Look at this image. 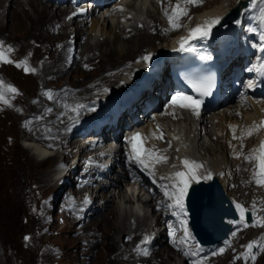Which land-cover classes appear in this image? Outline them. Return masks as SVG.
Instances as JSON below:
<instances>
[{"label":"bare ground","instance_id":"bare-ground-1","mask_svg":"<svg viewBox=\"0 0 264 264\" xmlns=\"http://www.w3.org/2000/svg\"><path fill=\"white\" fill-rule=\"evenodd\" d=\"M163 1L165 2L166 8H169L171 4L172 7H174V2L179 0ZM236 1L237 0H229L226 3L224 0H202L200 6H191L184 4L182 0V8H190L191 13L199 12V15L196 16V23L193 22L188 25L187 28L185 27V31L187 32L182 30L184 32L183 35H179L178 32L177 34L173 33L175 34L173 35L170 34L167 24L161 22L160 13L157 11L156 6H154V9L147 11L145 16L144 13L142 14L141 11H138L135 8L136 5L134 2L128 3L124 1L121 6L135 11V13L133 12V16H128V11L125 13L113 14L103 19L102 17L91 16L89 21L87 20L83 23H76L74 27L69 28L64 23V17L68 15L67 11L57 10L55 14H53V12H50L51 9L53 10V8H51L52 6L50 7L49 4H45L42 0H27L26 2L19 3L12 0L9 8L7 7L9 2L8 0H0V34H4L9 31L13 34L20 33L21 37H23L22 34H24L25 42H31L30 46L34 45L35 47L37 45L35 40L38 41L41 39L45 45H49V43L51 44L57 40L56 43L52 44L50 50L45 48V56H47V60L43 61V59H40V63L35 64L32 58L35 60V56L38 54L34 49H29V47H24V49H22L21 46L17 45V43L16 45L9 43L2 35H0L3 45L5 47L10 46L13 49L11 53L7 54L8 58L12 60L13 63H0V70H5L8 78L11 80L12 77L18 79L23 87L21 88L18 84L10 80L7 81V83H12L13 87H15L19 92V95L7 96L9 97L10 103H16L19 98L25 96V92L29 91V87L27 86L28 82L36 80L44 83L41 87L39 84L40 88L38 89L39 93L37 96L39 97L41 103L43 102L45 104L44 112H42L38 117L31 108V114L29 115L31 116V119L29 120L27 116L21 121V128L28 132H25L26 143H28L27 141H44L46 144L51 145L54 148H61L65 145V138L72 137L73 135L81 136L80 133L82 132H80V128L83 127L84 123L80 122L82 120L80 114H84L86 117L89 115L87 110L88 107L98 108L102 104V102L93 101L92 99H96L110 93L116 87V84L123 81V76L127 77L128 74H135L138 69H144V66H141V60L145 55H150L152 59L154 55L158 53L165 55L164 53L166 51L176 50L177 42H180L182 38H187L192 29L196 28L198 25H202L206 20L216 17L221 18L232 12L238 7ZM262 2H264V0H259L256 8H253V6L249 8L244 13L243 20L251 14L259 12V7L264 6V3ZM202 6L205 8L203 9ZM167 13L171 15L172 10ZM165 17L167 18V16ZM14 19L17 20L15 24ZM112 22L116 24L115 30L112 26ZM178 22V24H181L180 20ZM11 23L13 24L11 28L8 29ZM84 25L85 27H83ZM129 28H131L130 32H128ZM129 33L131 36L128 35ZM55 35L58 36L59 39L56 38ZM72 35H74L76 40V51L75 55H73L75 61L72 66L68 67L66 62L70 55L68 52L67 54L64 52H66L65 49L68 48V43L70 42ZM100 38L104 39L101 41ZM64 39H67V42H62ZM18 55H20L19 58ZM164 60H166V55L162 56L161 59L157 61L159 66H162L165 63ZM24 61L27 62V65L30 68L35 69L34 73L26 74L23 68H17L15 66L16 63ZM94 65L101 67L94 74L88 73L86 70L93 69L91 67H94ZM79 67H81V69L76 71ZM70 69H72L74 75L81 72L80 74L82 78H84L86 84H60L64 76L71 72ZM92 75L95 77L92 78ZM47 81L52 84L48 85ZM105 88L108 89L107 92L104 91ZM37 97H34L32 101ZM80 104L85 105V108L74 111L73 109ZM6 107H3V109L6 110ZM4 110L0 108V114H4ZM239 112L242 114L240 123L239 118L236 116V113ZM251 112L253 113L252 116H250ZM263 112L264 108H260L254 103L244 107L229 105L203 116L199 120H194L190 116L183 115L179 121H174L170 117L161 119L160 123L166 129L169 140H173L179 144L175 146V149L177 150L178 148H181L179 153L185 154V156L181 159V162L186 158L191 157L190 155L202 159L205 168L208 171H211L210 174L212 177V175H218L219 172H223L224 167L222 166L221 168L215 170H210L208 168L206 155H202L201 153L202 151L203 153L206 151L207 155L209 154L214 156L216 152L201 143V133L204 131L211 138L218 136L219 133H222V139L225 138L227 142L225 146H222V150L226 153L228 152V147L230 146L231 130L240 127L241 122H250L251 117L256 118L259 121L264 117ZM69 122L70 125L67 126ZM31 127H34V129L30 130ZM2 129L10 130L4 122H0V135ZM70 130L73 131V134L70 133ZM76 136L72 139L73 141H71L72 144L70 147L73 148V150L76 149L77 143L81 141L80 138ZM220 139L221 138H218V143L222 141ZM234 144L235 142L231 146H234ZM252 146L253 142H249L243 155H240L237 152L235 153V159L232 161V165L234 166L230 165L232 166L230 176L233 178L232 183H234V179L240 173V169L237 170L238 166H242L245 162L244 158L250 156L253 152L250 150ZM88 148H90V146H87L86 149ZM191 148L194 150L193 154L189 151ZM46 154L49 155V153L44 151L43 155L45 156ZM81 154L88 155L85 149L82 150ZM174 154L176 155V153ZM50 160L54 159L51 158ZM250 163L251 167H256L255 161ZM253 171L254 170L252 169L248 179L250 185L252 184L254 188L257 185L253 183ZM114 172L112 175H108L109 185L101 186L99 195L95 199L97 202H100V200L105 201L99 208L100 210L105 209V216L102 217L101 213H97L95 214V217H98L99 219L98 222L96 221L99 228L97 230H103V241L106 242L108 249L111 250H109L110 261L112 257L114 258L113 255L122 250L120 248H124L126 246V242L123 244L121 243L122 245L119 243V240H117L118 236L124 234L126 231H129L126 239L130 241L131 238H137L141 231H146L148 228V226L140 224V222L133 226V223L131 224L130 219L127 217L130 210L133 209L132 206L135 204V197H137L139 201L141 192H138V190L135 189V191H131L130 197L127 191H125L126 189L124 190L120 187V183L128 179V171L123 169L122 174L117 177L116 170H114ZM199 172H203V170L199 169L197 173ZM47 176L49 175L41 177L34 176L33 182L35 186L40 189L42 188V185L46 187V185L50 184L51 187L49 189L52 190L55 186L56 180H58L59 183L61 182V179L56 178V173L55 180L51 179L50 182ZM68 183L69 182H67L64 186H67ZM222 187L226 189V184L223 183ZM247 187H249V185H247ZM108 188H112L117 191L119 190L117 193V199H119L125 206H122V208L120 205V207H116V203L114 201L115 195L113 194L109 196L106 193ZM72 194H82V196H85L82 187H78L72 191ZM57 199L59 200V198ZM145 203L146 207H152L150 202ZM130 205H132V209L129 208ZM60 206L62 207V205ZM71 209L70 213H66V217L64 218L65 223L71 224L70 219L77 213V206L71 205ZM131 213L134 214L132 211ZM153 214H155L154 211ZM90 218L91 216H89V218L82 224H88L90 222ZM159 220L160 218H158V221ZM82 229L83 231H86L87 227H82ZM42 230L44 231L45 229ZM92 233L94 234L96 232H91V235ZM163 238L164 236L159 237L156 244L161 245L163 243ZM94 239L96 240L97 238ZM118 243L120 244V248ZM60 249L61 247H59L58 250ZM163 252L168 253V258L164 259V256V262L157 261L159 264H166L168 261L172 260V256L169 254L172 252L170 247L165 248ZM157 254L161 255L162 251L157 252ZM115 256V264H120L118 262L119 260L130 261V259L134 257V254L129 253L126 257L121 254ZM162 256L163 255H161V257ZM139 263L151 264L152 262L148 260L139 261Z\"/></svg>","mask_w":264,"mask_h":264},{"label":"rangeland","instance_id":"rangeland-1","mask_svg":"<svg viewBox=\"0 0 264 264\" xmlns=\"http://www.w3.org/2000/svg\"><path fill=\"white\" fill-rule=\"evenodd\" d=\"M228 1L229 0H224V2L226 3ZM16 2L19 3L26 1L18 0ZM10 3L11 2L7 4L8 8L11 5ZM44 3L49 4L46 2ZM135 7L138 11L144 13L145 16L147 9H153V6L149 3L148 0L139 1ZM172 9H173L172 4L170 5L169 8L168 7L166 8V10H168L167 12H170ZM187 9H188V13H191L190 8ZM50 12L52 13L53 10L51 9ZM133 12L135 13V11L130 10V12L128 11L127 15L133 16L134 14ZM99 16H100L99 13L94 15V17H99ZM189 19L190 18H188L186 21L187 25L188 23L191 22V20H193V18L190 19V21ZM15 22H17L16 19H14V24ZM193 22L194 21H192L191 23ZM12 24L13 23H11L8 29L11 28ZM112 26L114 27L115 30L116 24L114 22H112ZM130 31L131 30H128V32ZM0 35H2L5 38V40L9 43H13L15 45L17 43V45L21 46L22 49H24V47H29V49L32 50L34 49L35 52L38 54L37 56H35V60L32 58L35 64L36 63L39 64L40 59H43V61L47 60V56H45V48L46 49L48 48V50H50L52 44L56 43L57 41L56 40L51 44L49 43V45H45L41 39L38 41L35 40V42H37V45L35 47L34 45L30 46L31 42L28 43L25 42L24 34H22L23 37H21L20 33L13 34L11 31H9ZM128 35H130V33ZM55 37L58 38V36L56 35ZM102 39L104 38H100L101 41ZM1 41L2 39H0V42ZM63 41L67 42V39L62 40V42ZM75 44H76V40H75ZM69 45L70 42L68 43V47ZM65 50L66 52L64 53L67 54L68 52L70 55L68 57V60L70 59L71 55H75V52L71 53L68 48ZM162 56L165 55H163L162 53H158L154 55L153 57L154 59L152 58L150 61L154 60L152 62H157L158 60L161 59ZM19 57L20 55H18V58ZM74 61L75 60L73 58V64ZM100 67L101 66L98 67L97 65L96 66L94 65V67L93 66L91 67L93 69H89L86 71L88 73L94 74L98 69H100ZM80 69L81 67L76 69V71H79ZM70 71L71 74L70 73L66 74L63 80L60 82V84L62 83L74 84V85L86 84L84 78H82L80 74L81 72H78V74L74 75L72 69H70ZM0 77H1L0 79L4 81V83L7 85L13 86L12 83L10 82L7 83V81L10 80L18 84L21 88H23L18 79L12 77L11 80L10 78H8L7 72L5 70H0ZM94 77L95 76L92 75V78ZM122 79L125 80L124 77ZM39 84L40 87L44 85L43 82L36 80L28 82L27 86L29 87V91L26 92L24 91L26 93L25 96L19 98L16 101V103L13 104L10 103L11 106L0 104V108H2V110H4L3 107L7 106L6 110H4L5 113L3 112L4 114H0V122H4L7 128L10 129V130L2 129L0 135V264H108V263L115 264L116 263V261H114L116 257L115 255L121 254L125 257L128 256L127 255L129 253L128 246L130 242L126 238H127V234H129V231L128 232L126 231L124 232V234L117 237L119 243L123 244L124 242H126V246L124 248H120V244L118 243L119 248L122 250H120L115 255H113L114 258L112 257L110 261L109 258L110 249H108L106 242L103 241L102 238L104 237L103 230L102 229L97 230L99 228L98 225L96 224V221L98 222L99 219L98 217H95V214L97 213H101L102 217L105 216L106 214L105 209L103 210L99 209V211H96L93 214H91L90 222L86 225L83 224L82 226L80 225L81 227L79 228H77L79 226V223H76V221L74 220L76 214L70 219L71 224L65 223L64 218L66 217V213L71 212L72 210L71 205L73 203L68 200L67 202H63V200L68 197L70 198L71 195L72 196L74 195L72 194V191H74L78 187L69 188V186H72L74 185V183H77L78 181L77 177L75 178L69 175L68 177L69 183L67 184V186L64 187L59 186L58 184L59 182L58 180H56L55 186L53 187L52 190L49 189L51 187L50 184L46 185V187L42 185V188L39 189L35 186L33 182L34 176L41 177V176L49 175L47 176L49 182L51 181V179L55 180V173H53L54 172L53 167L55 161L50 159L45 161H39L37 159V156H35L34 153L31 151V149L24 145L23 139L26 140L25 138L26 133L20 126L22 119H24L25 117L28 116V119L29 120L31 119V116H29L31 114L30 111L31 108L32 111L38 117L45 110V104L42 102L44 104L43 105L39 97H37L39 93L38 89L40 88ZM47 84L51 85L52 83L47 81ZM34 97H37L38 99L36 98L32 101ZM7 98L9 99V97ZM82 116L84 118L81 117L82 120L80 122L85 123L86 120L85 118L90 115L85 117L83 114ZM238 116L240 118V115ZM240 120L241 119H239V123ZM242 124L243 122H241L240 125ZM70 133L73 134V131L70 130ZM75 136L76 135L65 138L64 141L65 145L61 148L65 149L66 147H70L72 144L71 141H73L72 139ZM81 137L83 138V136ZM218 138H221L220 140H222L219 143H218ZM222 138H223L222 133H219L218 136H214L212 138L208 134L202 135L201 143L206 147L213 149L216 153L213 156L209 154L207 155L206 151H204V153L202 151L201 154L206 155V159L208 162L206 163L210 170H215L223 166L224 171L229 173V169L227 168L229 167L230 171L232 172V166H234L232 165L233 164L232 161H234L235 158L231 160L229 155L230 152L229 151L226 153L223 152L222 146H225L227 142L225 138L224 139ZM78 147H79V142L76 145V149ZM231 148H233V146H231ZM251 154L254 155V152H252ZM248 163H249V170L247 172H245V168L243 167V164L240 167L238 166L237 170L240 169L239 170L240 173L234 179V184L238 185L240 189H242L244 184H246L244 191L242 190L237 191L236 189L232 188V185L226 187L228 191L227 192L228 197H230L232 200L236 199L240 203H243L244 199H248L251 194H254L253 192L249 194V191L251 190L250 188L251 185L249 183L248 177L250 176L252 169L255 170L256 167L255 168L251 167V163L249 161ZM231 172L227 176L228 179L231 176ZM253 183H255L254 180ZM247 185H249V187H247ZM120 187L124 190L126 189L125 191H127L130 197H131V191H134L136 189V188L133 189V185L128 184L126 180L120 183ZM254 188H256V186ZM118 191L113 190L112 188L110 189L108 188L106 193L109 196L114 194L115 195L114 201L116 203V207L121 206L122 208V206L125 205L119 199H117ZM55 194L57 195V198H59V201L62 199L60 205H62V207L64 206L63 208L61 206L59 207V214L55 210L56 207L52 208L51 205H49V203H46L49 201V198L56 197ZM100 201L105 202L104 200H100ZM102 204L104 203H101L100 206H98V208H100ZM141 204H142L141 208L145 209L144 208L145 203L142 202ZM131 206L132 205L129 206L130 209H132ZM133 209L130 210V213H128L127 215V217L131 221V224L133 223V226L137 225V223L140 222V224H144L149 228L153 224L155 217L153 216V214H150L151 210H148V215H146V210H144L143 211L144 216H139L138 212H136V210ZM131 211L134 214H132ZM50 215L53 218H55V220H53L50 217ZM82 227L83 228L87 227L86 231H83ZM148 228L146 231H141V233L139 234H143V232L147 233ZM42 229L45 230L43 231ZM93 231L96 233L94 234L92 233L91 235V232ZM256 236H260V238L258 239V244H259L258 250L256 251V253L253 252L255 254V260H252L250 255L246 259L245 258L247 255L246 246L251 241H253V239H255ZM26 237H28L29 239L26 240L25 239ZM94 238L97 239L95 240ZM260 245H264V233L260 234L257 231L254 232L253 230H247L244 232L243 237L240 238V241L236 243V247L229 253L228 258L227 257L221 259L214 258L211 264H264V248H261ZM59 247H61L60 250H58ZM164 249L159 250L162 251L161 255L163 256L161 257V255L156 254L157 257L155 256L154 260L152 259L150 261L152 262L151 264L153 263L159 264L160 261H163L165 258H168L167 257L168 253L163 252ZM233 260L234 261L239 260L240 263L237 262L235 263ZM118 262L120 264H132L131 261L119 260ZM166 264H185V263L181 262L179 258L172 256V260L168 261Z\"/></svg>","mask_w":264,"mask_h":264},{"label":"snow or ice","instance_id":"snow-or-ice-1","mask_svg":"<svg viewBox=\"0 0 264 264\" xmlns=\"http://www.w3.org/2000/svg\"><path fill=\"white\" fill-rule=\"evenodd\" d=\"M184 4L192 5V6H200L202 3V0H183ZM253 8H256L258 5V0H251ZM122 11V9H121ZM75 15V14H74ZM165 15L168 18L170 26H172L174 29L180 27V25L177 23L183 16H187L188 12L186 8H182L180 3H177L175 7L172 9L171 15L165 11ZM68 19H72L71 16L68 17ZM259 22L261 26H264V6L259 7ZM221 18L216 17L210 20H206L202 25H198L196 28L192 29L189 32V35L187 38H182L180 41V50L181 51H188L189 49L186 47L187 44H189L190 41L193 40H203L207 39L212 34V29L216 27L217 25H220ZM261 40L264 41V35L261 36ZM13 49L8 46L5 47L3 45V42H0V63L3 64H11L13 63L12 60L8 58V53H11ZM261 51H264V48L261 49ZM142 60L145 63H148L151 60L150 55H145L142 57ZM139 62V61H138ZM17 68H23L26 74L28 73H34L35 69L30 68L27 65V62H18L15 64ZM253 69H256L257 71H264V64H261L259 66L254 65L252 69H249V71H252ZM193 88L197 92V97H192L189 95L184 94H175L171 97L170 104L174 107H179L182 109H186L192 112L193 115L199 116L200 114V108L203 103L202 99L199 97L207 96L211 94V89L213 86L212 78L208 77L206 79H202L198 82L193 83ZM252 86V83L249 82V87ZM105 92L108 91L107 88L104 89ZM19 95L18 90L11 86L4 83V81L0 80V104H4L7 106L10 105V101L7 98L8 95ZM51 98V97H50ZM85 108V105H77L74 111ZM88 111H95L94 107H88ZM79 114V113H77ZM261 127H264V121L260 124ZM246 135L251 136L252 130H248ZM160 139L163 138L162 134ZM236 137L234 136V139ZM145 138L142 137L140 133H136L131 137V150H132V159L137 163L139 166H141L143 169L148 170L149 175H154L150 164L146 163V160L151 162L152 164L155 163H162L167 161V157L160 156L156 152L148 150L143 148V140ZM243 147V146H242ZM254 155H250L245 157V159L249 162L255 161L256 163V170L253 171V180L256 183L257 186L264 187V141L261 142L259 149L254 150ZM182 165L186 171H178L174 174V176L171 177H161V179L165 180H171V184H164L161 185V188L163 189V194L165 198L173 201L172 204L167 205L170 208H177L180 210V212L184 215L187 213L185 212V199L188 195L189 188L191 187L192 182L200 183V177L197 175L198 170L202 167L201 164L196 163L195 161H190L188 159L183 160ZM205 180L211 179V174L204 176ZM155 182V179L153 180ZM255 205H253V208ZM235 208L237 212L239 213V223L242 224L244 227H248L247 219H246V212L247 210L237 203L235 205ZM229 224H236L237 221L228 220ZM181 223H185L184 221H181ZM264 227V220L258 221L257 223H254L252 225ZM233 236L236 235L235 232L232 233ZM190 238V233L188 229L184 228V241H187ZM26 240L29 238L26 237ZM184 241H181L183 243ZM148 238L145 237L143 243H147ZM257 247V242L252 241L249 244H247V257L250 255L252 260H255V254L252 252V249ZM261 248H264V245H260ZM137 248L142 252L143 255H148V251L146 249H140V246L138 245ZM221 253L223 252V249L220 250ZM185 255H188V253H185Z\"/></svg>","mask_w":264,"mask_h":264},{"label":"water","instance_id":"water-1","mask_svg":"<svg viewBox=\"0 0 264 264\" xmlns=\"http://www.w3.org/2000/svg\"><path fill=\"white\" fill-rule=\"evenodd\" d=\"M247 2L242 1L241 6L239 5L230 17L231 20L239 15ZM228 202L223 187L217 179L211 183L193 186L189 196V207L193 213L192 224L204 243L220 242L228 236L230 227L225 226L223 220L227 217H235L232 208L227 207ZM212 232L217 236L216 239L206 240L205 235Z\"/></svg>","mask_w":264,"mask_h":264}]
</instances>
